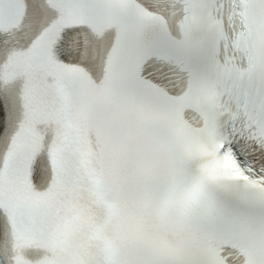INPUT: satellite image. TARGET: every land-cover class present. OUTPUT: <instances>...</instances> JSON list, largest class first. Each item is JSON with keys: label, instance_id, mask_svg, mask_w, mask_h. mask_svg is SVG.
Listing matches in <instances>:
<instances>
[{"label": "snow or ice", "instance_id": "obj_1", "mask_svg": "<svg viewBox=\"0 0 264 264\" xmlns=\"http://www.w3.org/2000/svg\"><path fill=\"white\" fill-rule=\"evenodd\" d=\"M0 264H264V0H0Z\"/></svg>", "mask_w": 264, "mask_h": 264}]
</instances>
